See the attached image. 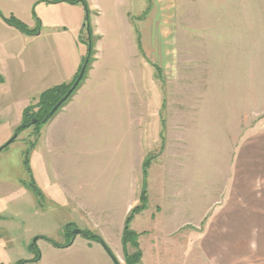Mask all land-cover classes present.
<instances>
[{
    "label": "rangeland",
    "instance_id": "rangeland-1",
    "mask_svg": "<svg viewBox=\"0 0 264 264\" xmlns=\"http://www.w3.org/2000/svg\"><path fill=\"white\" fill-rule=\"evenodd\" d=\"M28 1L19 0L15 4L17 18H6L13 17L23 24L32 17L38 24L49 20V26L45 25L49 34L57 28L64 31L63 20L67 13L57 7L60 3L34 0L36 6L30 12ZM8 11L3 8L4 15ZM90 14L89 21L92 20ZM161 17L167 28L160 30V45L154 44L149 36H146L144 45L138 43L140 36L135 30V45L140 44L142 49L139 58L146 68H151L152 79L160 92H154L151 98L153 101L156 98L158 107L162 102L159 118L157 108H153L152 115L143 123V109H136L141 122L131 125L127 123V109L120 105L118 121L110 118L109 112H106L109 118L103 120L91 119L89 122L87 119L84 128L93 133L94 138L88 141L89 146L85 145L83 150H88L83 153L85 156H81L83 150L74 153L72 144H66L65 150L69 154L64 158L65 129L70 130L67 117L74 106L71 100L49 124L29 126L0 151V264L30 261L26 258L28 254L38 259L37 244L42 247L48 242L43 238L54 243L66 236L69 240L75 230L108 239L116 236L122 228L124 214L131 206L132 195L137 199L134 208L140 206L142 168L148 156L152 161L146 178L147 205L151 167L157 172L152 178L153 185L157 186L156 193L154 190L157 198L161 192L169 198L182 195L190 200L195 196L191 190L185 191L184 195L180 189L177 192V171L181 166L177 164V161L181 162L177 157H182L191 182L197 180L195 169L200 168L196 183L198 194L206 196L211 180L207 167L217 162L221 164L218 168H225L224 158L229 144L222 132L229 124L228 120L231 121L233 142L238 134L244 135L264 126V0H177V11L175 1L173 11ZM85 40L83 33L79 41L85 44ZM39 44L49 47L50 39L44 37ZM94 52L93 58L98 52L96 41ZM16 89L13 92V88H9L6 99L8 117L7 123L0 125V147L12 138L22 122L13 123L19 119L13 113L22 111L26 99L35 97L23 92L22 86ZM33 152L40 168H49L52 177L53 170L56 174L54 182L50 174L49 178L41 175L42 189L35 181L39 174L33 163ZM215 152L225 154L220 157L214 155ZM26 157L29 171L24 163ZM30 181H34L41 192L40 197L27 187ZM20 188L38 198L40 204L35 210L26 200L15 207L14 199L22 195ZM68 199H72L73 204ZM54 200L58 204H53ZM92 211H97L102 218L92 215ZM16 212L19 217L13 222L11 214ZM87 218L90 222L86 221ZM29 237L30 242L24 245ZM35 238L39 240L33 243ZM134 253L135 249L128 246L127 254ZM177 254L173 251L168 255L176 257ZM121 260L126 264L124 252ZM200 261L201 264L204 262Z\"/></svg>",
    "mask_w": 264,
    "mask_h": 264
},
{
    "label": "crops",
    "instance_id": "crops-1",
    "mask_svg": "<svg viewBox=\"0 0 264 264\" xmlns=\"http://www.w3.org/2000/svg\"><path fill=\"white\" fill-rule=\"evenodd\" d=\"M18 1L0 0V13L4 17H15L14 6ZM87 1L89 13L92 14L90 24L98 52L82 85L68 101L69 104L73 101L74 106L67 117L70 130L65 129V141L62 145L64 158L65 154H69L65 150L66 144H72V152L76 153L79 149L82 151L85 145L89 146L88 141L94 138V134L84 128L85 122L109 118L106 112H109L110 118L118 121L120 105L127 109L126 119L131 125L141 122L136 109H143V123L150 118L153 108H157L156 115H159L162 102L158 107L156 98L154 101L151 98L154 92H160L152 79L151 68H146L139 58L140 44L144 45L146 36H149L154 44L160 45V30L167 28L161 16L173 11L175 1L177 11V0ZM35 6L34 0L28 1L30 12ZM57 7L67 13L63 20L64 31L57 28L51 34L45 30V25L49 26V20L48 23L42 20L37 24L32 17L25 21L24 24L30 30H38V33L30 36L0 19V125L7 123L9 105L6 104V99L9 88L16 92V88L22 86L23 92L35 96L32 100L26 99L22 111L13 113L15 117L19 116L13 123L19 124L23 110L44 91L70 84L77 74L87 53L86 45L79 41L85 11L80 4L70 5L63 2ZM3 8L10 10L7 15H4ZM135 30L140 36L139 45H135ZM44 37L50 39L49 47L37 45ZM140 66L143 67L142 70ZM228 123V129L224 126L222 132L229 144L224 158L225 168H218L221 164L217 162L207 167L211 180L208 181L210 191L206 196L198 194L196 183L200 168L195 169L197 180L191 182L189 170L186 171L188 168L185 169L182 157H177L181 160L177 161V164H181L177 171V192L180 189L184 195L185 191L191 190L195 196L190 200L182 195L169 198L161 191L160 198H157L154 195L157 186L152 183L155 169L153 172V168H150L147 209L136 215L131 222V230L139 234L138 244L142 253L139 264H201L200 259L204 261L202 264H264V126L244 135L238 134L233 142L231 121L228 120ZM181 135L185 147L183 132ZM188 144L187 140L186 145ZM87 151L83 150L81 156H85L83 153ZM214 155L223 156L220 152H215ZM32 156L39 174L35 181L42 189L43 176L47 175L49 178V174L51 177L52 175L49 168L44 170V167L40 168L38 162H35L34 152ZM156 165L160 164L156 162ZM55 176L53 170V182ZM199 184L203 186V183ZM20 190H23L22 195L14 199L15 207L26 200L35 210L40 204L38 200L28 191L22 188ZM17 195L19 196H15ZM67 201L73 204L72 199ZM130 202L131 206L124 214L122 228L117 231V235L111 239L101 236L118 264L123 263L121 238L124 221L137 204L134 195ZM53 204L58 202L54 200ZM11 215L13 222L19 217L17 212ZM92 215L100 217L97 211H92ZM82 222L85 223L84 218ZM78 235H73L69 240L66 236L64 240L55 242L58 246L50 242H44L42 247L37 244L40 256L37 262L29 264H114L100 243L84 237L82 233ZM29 242L30 237L24 245ZM21 246L23 247V243ZM173 251L179 254L176 257L168 255ZM26 258L32 261L36 257L28 254Z\"/></svg>",
    "mask_w": 264,
    "mask_h": 264
},
{
    "label": "trees",
    "instance_id": "trees-1",
    "mask_svg": "<svg viewBox=\"0 0 264 264\" xmlns=\"http://www.w3.org/2000/svg\"><path fill=\"white\" fill-rule=\"evenodd\" d=\"M63 2L70 4V5L80 4L84 8L85 18H84V24L82 27V31H81V36L84 33V35L86 37V40L84 41V43L86 44V47H87V53L81 62V65L77 71L75 78L73 79V81L70 84L56 86V87H53L49 90L44 91L39 96L36 104L31 105V106L24 109L23 114H22V122H21L20 126H18L15 130V132H17L19 134L22 131L27 129V125H29L31 120L37 119L39 122H41L49 114V112L52 110V108L61 100V98L67 93V91L74 84V82L76 81V79L80 73L82 65L84 64L86 58H88V64H87L85 73L82 77V80L80 81V83L77 86V88L75 89V91L71 94V96L62 104V106L57 110V112L55 114H53L47 120V123L49 121H51L55 117V115H57V113L68 103V101L75 94V92L80 88L83 81L85 80V77L87 75V72L90 69L91 64L94 61V58H93L94 53H95L94 52V41H96V38L93 36V32H92V29L90 26V21H89V14L90 13H89V9H88V6H87L85 0H55V1H52L51 3L55 4V3H63ZM0 19H2L7 25L17 29L18 31H20L21 33H23L25 35L32 36V35L38 33L37 29L36 30H30L25 24H23L22 22L18 21L17 19H15L13 17L6 18L0 13ZM37 24H38V22H37ZM81 36L79 37V39L81 38ZM88 48H90V49H88ZM35 126L39 127L42 125L40 123H38ZM161 137L163 138V134L161 135ZM151 161H152V158L148 156L144 159V162H143V168H142L143 185H142V191H141V195H140V206H137L136 208L132 209L129 212V214L127 215L125 222H124V228H123V234H122V240L121 241H122V247H123V252L125 255L126 264H138L141 260V252L139 250V245H138V241H137L138 235L136 233H134L132 230H130V224H131L135 215L140 214L142 211H144L146 209V206H147L146 178L148 175V170H149ZM24 163H25V165L29 171L30 170L29 160L27 157L25 158ZM27 187L36 197H40L42 195L41 192L35 186L34 181H30V183L27 185ZM81 233L84 237L100 243L105 248V250L108 252V254L112 258L114 264H118V262L116 261L114 256L111 254L110 250L107 248L106 244L103 242V240L100 236L93 234L91 232H88V231H82ZM43 239L50 242L54 246H58L56 243H54L53 241H51L47 238H43ZM33 246L34 245H31L30 247H33ZM128 246H131L135 249L134 254H132V255L127 254V247ZM37 261H38V259L34 258L32 261H23V262L21 261L17 264H26L29 262H37Z\"/></svg>",
    "mask_w": 264,
    "mask_h": 264
},
{
    "label": "water",
    "instance_id": "water-1",
    "mask_svg": "<svg viewBox=\"0 0 264 264\" xmlns=\"http://www.w3.org/2000/svg\"><path fill=\"white\" fill-rule=\"evenodd\" d=\"M90 49V48H88ZM88 64V58H86L84 64L81 67L80 73L76 79V81L74 82V84L71 86V88L67 91V93L61 98V100L52 108V110L49 112V114L41 121L39 122L37 119H33L31 120L30 124L27 125V127L29 126H34L38 123H40L41 125H44L47 120L57 112V110L62 106V104L71 96V94L75 91V89L77 88V86L79 85L80 81L82 80V77L85 73L86 67ZM18 137V133L15 132L14 135L12 136V138L10 140H8L2 147H0V151L2 149H4L5 147L9 146L14 140H16ZM79 233H81L79 230H75L73 235H78ZM38 240V238H35L33 240V243H36V241Z\"/></svg>",
    "mask_w": 264,
    "mask_h": 264
},
{
    "label": "flooded vegetation",
    "instance_id": "flooded-vegetation-1",
    "mask_svg": "<svg viewBox=\"0 0 264 264\" xmlns=\"http://www.w3.org/2000/svg\"><path fill=\"white\" fill-rule=\"evenodd\" d=\"M28 128V127H27ZM18 135H19V133H18Z\"/></svg>",
    "mask_w": 264,
    "mask_h": 264
}]
</instances>
